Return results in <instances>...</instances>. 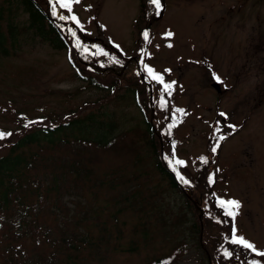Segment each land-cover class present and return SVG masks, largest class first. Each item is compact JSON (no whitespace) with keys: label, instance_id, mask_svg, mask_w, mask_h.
<instances>
[{"label":"rangeland","instance_id":"374dc122","mask_svg":"<svg viewBox=\"0 0 264 264\" xmlns=\"http://www.w3.org/2000/svg\"><path fill=\"white\" fill-rule=\"evenodd\" d=\"M138 2L73 0L71 10L56 8L67 17L75 16L79 23L69 18L73 26L88 41L98 42L102 53L125 58L132 57L135 48ZM163 5L150 25L141 61L146 71L145 65L172 85L166 90L147 71L165 96L164 111L170 115L164 122L169 121L171 133L165 134L167 146L159 143L160 153L169 150L170 162L186 184L188 175L198 178L195 165L208 155V147L217 149L213 163L217 179L206 192L221 200L239 201L233 224L227 227L230 237L235 230L236 236L255 246L257 251L251 255L263 260L258 253L264 252V0H163ZM0 9L8 49L7 56L0 55V128L17 135L33 125L62 121L66 114L72 117L96 109L98 116L116 121L117 132H136L134 127L142 126L143 116L124 88L110 92L107 79L102 90L88 86L76 77L65 51L52 49L28 31L18 33L26 25V15L16 0H0ZM7 23L17 29L13 44L6 36ZM211 125L219 134L216 144L211 143ZM13 139L10 135L6 141ZM6 141L0 153L6 150ZM143 146L137 139L128 155L121 157L99 152V162L92 169L95 183L68 177L67 194L61 199L68 217L60 222L52 202L46 201L38 220L50 228L64 226L70 224L72 214L97 221L88 225L93 235L102 222L110 238L95 246L96 236H89L91 256L79 264H146L175 245L182 247L175 261L160 264H218L215 258L212 262L205 258L206 240L198 245L192 230L195 225L202 229L206 200H198L196 191H189L190 197L184 190L181 194L170 189ZM65 154L70 152L56 150L51 155L62 159ZM110 171L114 175H108ZM40 172L38 177L46 176V169ZM100 178L106 181L96 187ZM6 225L0 226V264H12L5 256L10 244L17 249L14 259L20 264H30L39 252L48 256L49 244L36 245L40 241L28 233L14 241Z\"/></svg>","mask_w":264,"mask_h":264},{"label":"trees","instance_id":"16d2710c","mask_svg":"<svg viewBox=\"0 0 264 264\" xmlns=\"http://www.w3.org/2000/svg\"><path fill=\"white\" fill-rule=\"evenodd\" d=\"M16 1L26 15V25L18 33L28 31L52 49L65 51L68 64L77 70L76 77L86 82L88 86L102 90L104 87L102 81L107 79L106 86L110 92L112 89L124 88L125 93L130 94L129 97L143 116L141 117L142 126L134 127L136 132L134 130L115 131L116 121L104 119L102 115L98 116L96 113L99 110L97 109L82 115L73 113L72 117L66 114L62 121L33 125L30 130L19 131L17 135L0 128V132L11 133L14 138L6 141L10 136L7 135L0 139V149L6 141V150L0 153V226L7 224V232L14 241L28 233L36 239V242L40 241L36 245L46 243L50 246L48 256L43 255L42 252L36 253V257L29 263L79 264L80 260L88 259L91 256L89 248L93 245L86 240L89 236L91 239L96 236L95 246L108 241L110 232L102 222L97 228V233L93 235L90 233L88 225L98 223L97 221H87L83 217L70 214V224L64 226L55 224L50 228L40 223L37 214L46 201L52 202L50 207H55L57 211L53 209L52 211L60 216V222H62L68 217L65 205L61 202L62 196L67 194L65 191L68 177L71 176L75 182L79 180L83 182L86 179L88 184L95 183L96 179L92 176L94 174L92 169L95 162H99V158H97L99 152L109 153L115 157L128 155V149H132L137 139H140L144 145L143 148L154 161L156 172L170 189L181 194L184 190L190 197H193L190 192L196 191L198 200H206L207 205L202 215V229L199 225L192 227L193 232L197 235L195 238L198 245L206 240L207 251L203 250L205 258L208 257L207 260L210 262L215 261V258L218 264H223L222 259L229 264H239V262L241 264H264V259L258 260L254 255H251L252 250L228 242L231 234L227 227L230 224L229 229L231 228L233 217L226 215L229 209L220 205L221 199L212 194L208 195L206 192L217 179L213 166L217 158V149L213 152L208 147V155L201 156L200 162L195 165L198 178L186 174L185 176L188 175L186 184H183L179 179L180 176L182 177V173L170 162L169 150L160 154L159 143L161 142L163 147L164 144L167 146L165 134L171 133L172 129L171 126H168V120L164 122L166 115L170 117L164 111L166 98L161 94L158 84L151 81L144 71L143 78L149 84L150 88H148V84L140 78L138 70L141 68L140 64H142V57L146 50L145 42L150 37V25L156 17H159L164 8L163 0H160L159 8L152 3V0H138L137 36L132 53L134 58L131 56L112 58L110 55L102 53L97 47L99 43L90 42L82 37L70 19H60L61 15L67 17L60 10L56 8V14H53L52 0ZM2 13V9H0V21ZM16 33L17 29L7 23L6 36L11 44H13ZM145 33L148 34L147 39ZM6 41L0 24L1 56L8 55ZM164 80V85L169 84L170 80L165 78ZM212 125L211 143L216 144L219 134L213 131ZM126 137H129V140H126ZM71 145L75 146L74 150ZM56 150L69 151L70 154H65L62 159H59L51 155ZM202 157L206 158L207 162L201 159ZM42 169H46L47 173L46 176L40 178L37 173ZM40 173L44 174L45 172ZM107 173L114 175L115 172ZM100 179L95 184L96 187L106 181ZM109 183L112 184L109 186L113 187L114 183ZM46 198L49 199L46 200ZM184 201L192 206V202L188 198L184 197ZM3 219L9 220L10 223H3ZM80 226L84 228L83 231L78 229ZM115 231L118 236L119 230ZM7 246L5 256H9L12 264H20L14 259V254H18L17 249L14 250L11 244ZM178 249H182V247L175 245L159 256L150 257L146 264L173 263L177 257ZM226 252L231 255H225ZM244 258L248 261L247 263L242 262Z\"/></svg>","mask_w":264,"mask_h":264},{"label":"snow or ice","instance_id":"6c2138e0","mask_svg":"<svg viewBox=\"0 0 264 264\" xmlns=\"http://www.w3.org/2000/svg\"><path fill=\"white\" fill-rule=\"evenodd\" d=\"M72 2H73V0H52V2H51V7H52V9H53V14L55 15L56 14V7H57V5L60 7V8H64V9H69V10H71V4H72ZM75 2H79V0H75ZM152 3L157 7V8H159L161 5H160V0H152ZM72 19V20H74V21H76L77 23H79V21L77 20V18L75 17V16H72V17H65V16H63V15H61L60 16V19ZM73 35H75V33L73 32ZM145 35V38L147 39V36H148V34L147 33H145L144 34ZM167 35L168 36H171L172 35V33L171 32H169V33H167ZM169 47H171V45H169ZM145 67L147 68V71H148V73H149V75L150 76H152V78L153 79H155V80H158L160 83H164V81H163V77L162 76H160V75H158V74H156L155 72H154V70L152 69V68H150V67H148L147 65H145ZM174 83V82H173ZM164 87H165V89L167 90V89H170L171 87H172V85L171 84H165L164 85ZM169 95H171V92H169ZM178 111H183V110H178ZM220 115H225L224 113H221ZM26 127H27V125H26ZM231 127H235V126H231ZM7 135H11V133H3V132H0V139H3L5 136H7ZM221 139H223V137H221ZM216 149L215 148H213L212 149V151H215ZM201 159H203L205 162H207V159L206 158H201ZM176 163L177 164H183L184 163V161H180V160H177L176 161ZM183 179V178H182ZM185 183H187V181H185ZM219 203H220V205L222 206V207H227L229 210L226 212V215H228V216H232L233 218L237 215V211L236 210H238L239 209V207H240V203H239V201H236V200H220L219 201ZM232 243H235V244H239V245H242L243 247H245V248H247V249H250V250H252L253 252H256L257 250H256V248H255V246L251 243V242H249V241H247V240H245L243 237H238V236H236L235 235V230H233V238H232V241H231ZM259 255H261V256H264V252H260V253H258ZM225 255H231V253H225Z\"/></svg>","mask_w":264,"mask_h":264},{"label":"water","instance_id":"95a60500","mask_svg":"<svg viewBox=\"0 0 264 264\" xmlns=\"http://www.w3.org/2000/svg\"><path fill=\"white\" fill-rule=\"evenodd\" d=\"M213 87H216V84H212Z\"/></svg>","mask_w":264,"mask_h":264}]
</instances>
